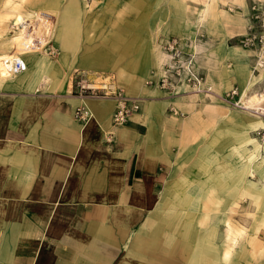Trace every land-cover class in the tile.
I'll return each mask as SVG.
<instances>
[{
	"label": "crops",
	"instance_id": "crops-1",
	"mask_svg": "<svg viewBox=\"0 0 264 264\" xmlns=\"http://www.w3.org/2000/svg\"><path fill=\"white\" fill-rule=\"evenodd\" d=\"M59 1H6L10 12L20 10L27 23L36 15L33 24L41 43H33L26 33L27 23L17 34L0 38V61L18 55L25 63L22 72L8 78L0 62V264H145L150 244L144 228L152 223L149 211L155 203L164 157L161 107L145 104L140 113L115 127L110 121L114 101L91 98L87 103L93 117L84 123L75 117L74 109L81 100L71 92L68 69L79 65L95 73L96 67L113 65L104 54L85 60L79 55L77 62L83 63H72L78 15L86 8L73 3L62 6ZM210 4L206 1L203 10L211 8ZM50 40L61 55L48 56L44 45ZM216 49L221 57L236 52L235 45L226 43ZM246 75L248 80L252 73ZM206 80L212 81L210 70ZM240 80V90L251 84ZM255 87L252 84L249 90L258 89ZM229 112L230 116L242 114L233 109ZM253 124L264 127L263 121L253 120ZM246 132L237 133L241 140L236 152L246 153L247 162L235 174L226 198L239 185L257 192L256 198L264 194V184L257 187L246 178L247 173L252 177L256 173L264 181V149ZM244 143L252 149L246 151ZM208 159L211 155L199 169L206 170ZM197 179L185 176L182 182L173 183L167 198L181 205L184 217L189 218L184 220L183 233L190 263L226 264L231 246L226 247L224 231L220 236L216 232V238L214 228L200 235L191 223L187 210L192 208L196 190L202 193L204 189ZM257 213L259 228L264 222V206ZM207 218L210 228L215 221ZM220 237V245L215 244L214 239L219 243Z\"/></svg>",
	"mask_w": 264,
	"mask_h": 264
},
{
	"label": "rangeland",
	"instance_id": "rangeland-1",
	"mask_svg": "<svg viewBox=\"0 0 264 264\" xmlns=\"http://www.w3.org/2000/svg\"><path fill=\"white\" fill-rule=\"evenodd\" d=\"M6 1L0 0V38L17 34L27 23L22 22L20 26L17 24V20L25 18H21L20 10L10 12V5ZM206 1L211 3V8L203 10ZM252 1H59L62 6L73 3L76 7L81 4L82 8H86L78 15L77 38L74 50L70 52L74 54L72 63H83L77 62L79 55L85 60L104 54L111 60L109 63L113 67H96L94 70L98 74L113 73L127 93L142 96L137 114L145 104H160L161 107L164 157L159 166L160 178L154 191L155 203L149 211L152 223L144 228L149 233L150 244L149 254L145 255L148 262L145 264H191L190 249L186 247L187 239L183 233L184 220L189 218L183 215L185 209L172 198L168 199L169 193L166 194L168 190L170 192L173 183L182 182L185 176L193 180L198 178L197 181L201 179L204 183L202 193L196 190L192 208L187 210L194 229L204 235L214 228V238L216 232L220 236L224 231L228 244L226 247L229 244L231 246L226 264H264V222L259 228L256 226L259 223L256 220L257 212L264 206V194L256 198L257 192L239 185L234 195L226 198L235 174L247 162L246 153L236 152V145L241 140L236 138L237 133L247 131V136L263 141L264 127L253 124V120L264 122V114L234 104H223L215 97V93L221 94L232 85L240 88L241 78L244 82L249 81L250 86L255 84V88L264 84V64L258 58V51L232 39V36L244 32L245 17L242 10ZM231 6L232 9H229ZM32 16L29 24L37 19L36 15ZM173 37L180 38L184 48L194 53L196 67L204 81L210 70L212 81L204 82L209 90H196L184 81L170 91L147 84L148 79L159 76L161 63L166 57L163 45ZM225 43L235 45V54L221 57L214 52L220 44ZM51 45L54 52L47 50L50 58L54 53L62 54L54 42L51 41ZM157 51H161V57ZM74 67L91 72L85 66H73L66 75L69 83ZM247 71L252 73L248 80ZM232 109L242 114L230 116L229 111ZM152 113L156 112L149 111V114ZM244 146L246 151L252 149L249 143H244ZM210 155L206 170L199 169V164ZM253 161L259 162L256 158ZM246 178L253 180L257 187L264 184L256 173L254 177L247 173ZM209 216L215 221L210 228L206 227L210 222L207 218ZM255 234L256 241L250 243ZM238 236L241 237L239 240ZM221 239L219 243L214 239V243L220 245Z\"/></svg>",
	"mask_w": 264,
	"mask_h": 264
},
{
	"label": "built area",
	"instance_id": "built-area-1",
	"mask_svg": "<svg viewBox=\"0 0 264 264\" xmlns=\"http://www.w3.org/2000/svg\"><path fill=\"white\" fill-rule=\"evenodd\" d=\"M229 9H232V6ZM242 15L245 17L244 32L232 36V39L242 46L258 51L259 60L264 62V0L250 2L245 10H242ZM47 16H49V21L53 22L52 15L48 14ZM25 21L22 20L19 24L22 25V22ZM26 28V33L31 35L33 43L40 45L41 34L37 30L35 31L34 24L27 23ZM44 48L50 53L54 52L51 40L46 42ZM163 48L166 57L161 63L160 74L157 78L147 80L149 86L170 91L179 82L184 81L196 90H209L204 85L202 73L196 67L194 53L184 48L180 38L168 39ZM24 68L25 65L22 59L19 58H14L10 65L12 72H18ZM70 77L71 92L81 100L74 109V115L83 123L93 117V112L87 103V100L91 98L114 101L110 121L115 127L124 125L139 110L140 97L127 93L124 87L117 82L113 73H89L76 68L73 69ZM258 91H264V85L262 90ZM215 97L223 104H234L236 107L245 108V97L241 95L238 85H232L221 94L215 93ZM107 134L111 136L113 133L107 132ZM107 140H109V137Z\"/></svg>",
	"mask_w": 264,
	"mask_h": 264
},
{
	"label": "bare ground",
	"instance_id": "bare-ground-1",
	"mask_svg": "<svg viewBox=\"0 0 264 264\" xmlns=\"http://www.w3.org/2000/svg\"><path fill=\"white\" fill-rule=\"evenodd\" d=\"M14 58L22 59L18 55H9L5 59L0 61L2 66H3V68H4V72H5L4 74L8 78L13 77L17 73H20V72H22L25 69L24 68L23 70H20L18 72H12L11 69H10V65L12 64ZM22 61H23V59H22ZM23 63H24V61H23ZM261 63L264 64L263 62H261ZM24 65H25V63H24ZM204 82H206V81H204ZM263 85L260 86L259 89H255V90H249V89L247 90L246 87L244 89L240 90L241 91V95L245 97V105H244V107L247 108V109H252L255 112H257L258 114H262V115L264 114V91L260 92L258 90H262ZM253 114H255V113H253ZM255 139L262 146V149H264V138H263V141H259L257 139V137Z\"/></svg>",
	"mask_w": 264,
	"mask_h": 264
}]
</instances>
